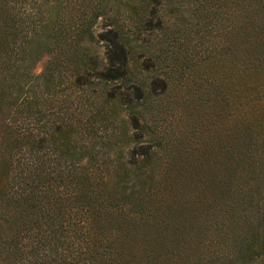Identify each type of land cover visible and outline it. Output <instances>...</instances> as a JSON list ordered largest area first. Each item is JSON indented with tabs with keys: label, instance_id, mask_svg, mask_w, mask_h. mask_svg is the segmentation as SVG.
<instances>
[{
	"label": "trees",
	"instance_id": "obj_1",
	"mask_svg": "<svg viewBox=\"0 0 264 264\" xmlns=\"http://www.w3.org/2000/svg\"><path fill=\"white\" fill-rule=\"evenodd\" d=\"M263 195L264 0H0V264H237Z\"/></svg>",
	"mask_w": 264,
	"mask_h": 264
},
{
	"label": "rangeland",
	"instance_id": "obj_2",
	"mask_svg": "<svg viewBox=\"0 0 264 264\" xmlns=\"http://www.w3.org/2000/svg\"><path fill=\"white\" fill-rule=\"evenodd\" d=\"M100 23L98 22L96 24V27H98ZM98 52L99 54H101V48L99 47L98 48ZM45 57H42L37 63H36V66H35V72H38L40 71V69L42 68L44 62H45ZM199 109V106H198V103H197V99L196 100H193L190 104L187 105V107L185 108V110H183L182 114H180V111H176L174 110L173 113H175V116L172 117V119L170 120L171 123H174L176 121H178V123H183V125L185 126L184 128L188 129L189 126H193L195 124H199L202 119H203V114L198 110ZM180 115V117H179ZM211 122H212V118H211ZM191 123V124H189ZM264 197V195H263ZM259 211H263L264 212V200L263 202H259ZM212 221H214V218L211 219ZM218 223V224H217ZM230 225V222L228 221V218L225 216L222 221H218L216 223H213V226H212V229H211V232H207V233H203V232H198L194 237H196L197 239L200 237V236H204V235H213V236H220L222 235V233L224 231L227 230L228 226ZM191 232H188L189 235H192L195 233V230H190ZM218 242L215 240L214 242L212 243H209L207 244H204L202 246V251H205L206 249H216V248H220L222 247V241L220 240L219 237H217ZM222 260V258H221ZM217 264H230L229 262L227 261H221V263H217ZM237 264H264V255L263 254H260L254 258H250L248 257V255L245 253H243L241 255L240 258L237 259Z\"/></svg>",
	"mask_w": 264,
	"mask_h": 264
}]
</instances>
